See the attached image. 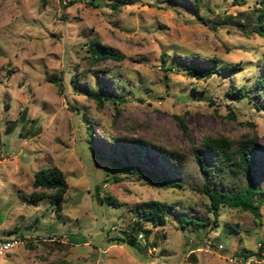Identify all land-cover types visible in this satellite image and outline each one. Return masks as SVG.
Masks as SVG:
<instances>
[{
    "label": "rangeland",
    "instance_id": "obj_1",
    "mask_svg": "<svg viewBox=\"0 0 264 264\" xmlns=\"http://www.w3.org/2000/svg\"><path fill=\"white\" fill-rule=\"evenodd\" d=\"M112 1L0 0V236L24 238L0 253V264H264V152L256 149L252 170L263 195L258 217L228 204L215 216L198 190L203 176L192 151L217 133H253L264 144V109L254 91L264 76V35L254 30L263 4L197 0L196 11L190 0H122L117 9ZM95 36L123 58L90 61L87 41ZM185 60L222 70L192 76ZM234 66L229 75L226 67ZM102 80L114 99L98 104L84 89L104 94ZM240 85L245 95L227 92ZM139 135L187 154L173 174L182 186L156 185L108 161L126 154L168 173L158 152L128 141ZM113 136L119 139L110 147ZM48 165L68 181L58 211L48 197L30 200L34 171ZM146 199L175 210L163 224L143 220L149 232L140 230L139 240L147 250L109 239L117 235L112 224L133 225Z\"/></svg>",
    "mask_w": 264,
    "mask_h": 264
},
{
    "label": "trees",
    "instance_id": "obj_2",
    "mask_svg": "<svg viewBox=\"0 0 264 264\" xmlns=\"http://www.w3.org/2000/svg\"><path fill=\"white\" fill-rule=\"evenodd\" d=\"M192 6L198 11V1L190 0ZM263 4V8L259 13V23L254 27V30L261 35H264V0H259ZM122 3V0L112 1L111 7L117 9ZM203 20L204 17L201 16ZM90 61L98 62L103 58L112 57L115 59H122L121 54L116 48L102 43L97 36L87 41ZM189 74L197 77H209L214 72H220L222 69L217 63L198 64L195 61L185 60L180 61ZM231 68L226 67L225 71L231 75ZM62 78L61 76H57ZM53 81H56L53 79ZM100 87L104 90V94L94 90L90 87H85L84 92L87 96L92 97L98 104L103 102V99L110 97L108 92V84L105 80L100 82ZM255 92L259 94L260 102L257 106L264 109V76L261 75L256 80ZM229 94L245 95L247 90L243 86L230 87L227 89ZM229 114L233 113L230 111ZM182 128L187 133L186 124L180 120ZM118 137H110V147L118 140ZM128 141L136 145L140 151H156L159 159L167 168L168 173L161 172L147 167L143 164L142 159H138L136 163L129 161L126 154H124V161H118L111 156L107 159L113 165L119 166L125 171L134 172L139 177H145L151 182L159 186H173L180 187L183 185L180 179L173 177L177 171L183 170L185 167L187 154L177 150L168 148L167 146L153 141L144 136H130ZM89 148L99 157V153L95 151V144L90 135L88 137ZM259 149L264 152V144H257L255 141V134L245 133L241 137H232L224 133H217L216 135H205L199 139L197 145H193L192 151L198 163L200 171L202 172V183L198 186V190L204 192L209 198V207L211 211L217 216L221 204L240 205L243 209H249L254 215L258 216L259 206L263 200L261 189L253 185L252 170L257 164L255 151ZM33 190L30 194V200L36 203L39 199L48 197L56 204V210L61 209L66 201V191L68 189V181L63 170L57 165L42 166L36 169L32 178ZM255 195L256 198H255ZM101 201L113 203L109 198L104 199L98 197ZM136 212L138 214L133 225L124 226L122 233L117 234L115 239L121 242H127L138 248L140 251H146L147 245L141 243L137 238V232L142 230L144 233L149 232V228L144 227L143 220H150L153 224H163L168 213L175 212L173 205L159 199L141 200L136 205ZM181 222H190L194 225L204 224L190 216H180ZM136 231V232H135ZM262 247H260L261 249ZM46 264H70L68 261L61 259L47 260Z\"/></svg>",
    "mask_w": 264,
    "mask_h": 264
},
{
    "label": "built area",
    "instance_id": "obj_3",
    "mask_svg": "<svg viewBox=\"0 0 264 264\" xmlns=\"http://www.w3.org/2000/svg\"><path fill=\"white\" fill-rule=\"evenodd\" d=\"M124 226L119 224H112L111 231L114 233H122ZM143 232H137V238L142 239ZM24 242V238L20 237L19 235H10L7 237L0 236V253L8 252L9 250L17 247L19 244Z\"/></svg>",
    "mask_w": 264,
    "mask_h": 264
}]
</instances>
